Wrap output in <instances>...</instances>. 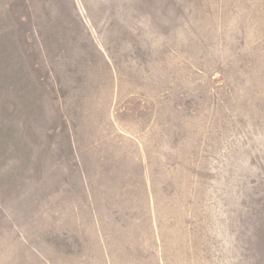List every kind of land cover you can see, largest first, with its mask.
<instances>
[{"label":"rangeland","instance_id":"obj_1","mask_svg":"<svg viewBox=\"0 0 264 264\" xmlns=\"http://www.w3.org/2000/svg\"><path fill=\"white\" fill-rule=\"evenodd\" d=\"M0 264H264V0H0Z\"/></svg>","mask_w":264,"mask_h":264}]
</instances>
